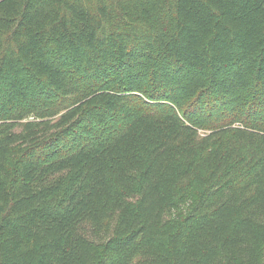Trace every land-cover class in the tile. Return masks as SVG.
Listing matches in <instances>:
<instances>
[{"label": "trees", "instance_id": "trees-1", "mask_svg": "<svg viewBox=\"0 0 264 264\" xmlns=\"http://www.w3.org/2000/svg\"><path fill=\"white\" fill-rule=\"evenodd\" d=\"M0 264H264V0H0Z\"/></svg>", "mask_w": 264, "mask_h": 264}]
</instances>
